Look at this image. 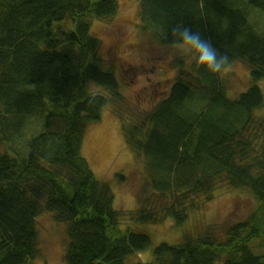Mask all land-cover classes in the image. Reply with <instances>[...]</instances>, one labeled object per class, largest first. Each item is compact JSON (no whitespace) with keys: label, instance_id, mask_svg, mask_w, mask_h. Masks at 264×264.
Instances as JSON below:
<instances>
[{"label":"trees","instance_id":"trees-1","mask_svg":"<svg viewBox=\"0 0 264 264\" xmlns=\"http://www.w3.org/2000/svg\"><path fill=\"white\" fill-rule=\"evenodd\" d=\"M136 1L155 42L170 45L172 28L185 24L228 57L222 71L245 63L252 85L231 99L222 71L183 70L155 107L126 115L116 68L92 33L117 16L119 0H0V264H35L46 213L65 226L64 264H126L152 241L125 222L181 227L224 187L255 200L245 220L189 232L135 264H264V252L251 250L264 242V29L250 22L254 11L264 21V0ZM107 108L145 158L153 196L134 212L114 209L112 189L82 155L87 128ZM34 121L40 131L25 139Z\"/></svg>","mask_w":264,"mask_h":264},{"label":"rangeland","instance_id":"rangeland-1","mask_svg":"<svg viewBox=\"0 0 264 264\" xmlns=\"http://www.w3.org/2000/svg\"><path fill=\"white\" fill-rule=\"evenodd\" d=\"M119 1L117 16L109 21L94 22L92 33L102 40V56L116 68L119 92L125 97L121 110L130 115L136 108L142 111L151 110L167 96L171 79L183 70L186 75L192 70L184 66L181 69L179 63L185 61L175 55L170 45L158 44L149 31L142 29L138 1ZM251 21L259 30L264 29L260 12L254 11ZM170 53L173 58H170ZM222 79L227 96L231 99H237L252 85L249 69L243 62H236L223 70ZM257 85L264 94V80ZM89 91L107 95L97 85H90ZM188 104L195 109L199 108L195 107L194 102ZM111 110L105 109L101 121L87 128L82 155L96 178L112 189L115 196L114 209L134 212L140 209L143 200L153 196L151 182L145 158L127 146L119 117ZM257 115L264 118V109L259 110ZM40 127L39 122H30L29 135L25 139L38 134ZM255 206V200L249 193L243 190L231 191L224 187L213 201L197 207L181 227L176 226L170 219L161 225L125 222L124 228L130 227L135 232L146 234L152 241L146 252L129 258L126 264L151 261L154 248L163 243L180 244L189 232H199L200 229L215 224L220 230L232 223L243 221ZM38 227L40 257L35 264H64L68 244L65 226L57 224L53 215L46 213L38 219ZM263 245L262 240L254 241L251 250L259 255L264 252Z\"/></svg>","mask_w":264,"mask_h":264},{"label":"clouds","instance_id":"clouds-1","mask_svg":"<svg viewBox=\"0 0 264 264\" xmlns=\"http://www.w3.org/2000/svg\"><path fill=\"white\" fill-rule=\"evenodd\" d=\"M170 47L175 55H179L185 61L188 70L203 69L210 73H220L228 60V57L220 53L219 49L206 39L199 31L178 23L172 30ZM170 58L173 54L170 53Z\"/></svg>","mask_w":264,"mask_h":264}]
</instances>
